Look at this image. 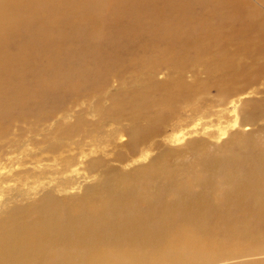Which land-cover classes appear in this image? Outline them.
Listing matches in <instances>:
<instances>
[{"label":"rangeland","instance_id":"rangeland-1","mask_svg":"<svg viewBox=\"0 0 264 264\" xmlns=\"http://www.w3.org/2000/svg\"><path fill=\"white\" fill-rule=\"evenodd\" d=\"M80 1L74 18L83 15L84 24H62L59 33L73 26L80 34L78 45L114 42L121 47L124 40L126 47L119 48L118 57L113 52L105 59L103 51L112 50L109 44L97 51L92 47V55H85L76 53L72 42L75 57L62 55L59 73L47 57L40 62L52 68L39 81L29 74L23 78L18 70L8 73L11 90L0 96V114L5 112L0 115V164L15 171L29 168L28 184L35 191L30 195L21 190L11 201H0V230L14 219L46 229V223L36 225L35 219L54 212L53 223L65 221L66 210L81 206H91L89 216L94 217L107 202L105 188L124 198L122 184L130 183L128 196L135 197L126 213L139 212L140 225L155 234L151 239L166 233L172 235L174 248L192 252L181 234L190 222L202 224L204 237L196 240V251L209 256L222 247L227 255L207 263L189 260L192 264H264V211L258 214L255 205L260 200L264 208V0H170L177 8L186 2V9L155 23L133 13L138 9L135 0H85L82 7ZM137 2L155 17L162 14L157 2ZM134 24L143 26L139 30ZM160 24H184L175 32L187 46L168 53L169 44L177 42ZM130 25L132 32L126 29ZM71 44L65 47L73 53ZM21 79L29 82L20 103L13 88L23 86ZM24 183L17 182L22 188ZM51 188H56L52 197L39 202ZM228 191L248 195L242 201L245 213L236 199L224 200L229 193L222 199ZM85 192L84 199L68 202ZM148 201L155 211L144 209ZM184 204L189 207L183 209ZM246 218L244 234L241 223ZM205 244L208 250L203 252Z\"/></svg>","mask_w":264,"mask_h":264},{"label":"bare ground","instance_id":"bare-ground-1","mask_svg":"<svg viewBox=\"0 0 264 264\" xmlns=\"http://www.w3.org/2000/svg\"><path fill=\"white\" fill-rule=\"evenodd\" d=\"M59 1L60 0H2L1 1L0 3V96L3 94H9L11 90V85L9 83L12 80L8 78L9 72L18 70V73H20L23 76V78H25L26 76L24 74H29L30 76L33 75L34 78L37 77V79H35V82H36V80L37 81L40 80L39 76L45 72L44 70H46L49 67L52 68V65L53 67L55 66L57 72L59 73L58 70H60V67L58 65L59 64L58 60H60L62 55L67 56L70 60H73L71 57H75L74 51L72 49V44L76 43L79 40L78 37L80 34L78 32L76 33L74 32L76 30L73 28V26H72L73 31L70 28L66 32L59 33V31L62 30V27H61L62 24H68V25L69 24L71 25L72 24H84L85 19L83 15H80V20L76 21L74 18V16L78 17V12H79V10L77 9L74 10L77 4V0H62L61 2ZM84 1L85 0H81L79 6L82 7ZM135 1L137 3L138 9L134 10L133 13L136 14V16L138 15V17L141 18L140 20H144L147 18L149 21H152L154 23L155 21H158V22L162 21L165 18H166L165 20H167L168 17H170L173 14H182V9L183 11L186 9V7L184 6L186 2L179 5V7L177 8L178 5L176 6L173 5L170 2V0H152L154 2L159 3L162 9V14L158 17H155L154 15L150 14L147 11L145 4L138 3L137 0ZM178 1L181 2V0H178ZM228 20L229 21L233 20L231 15L229 16ZM89 24H93V23H89ZM134 25L137 26V29L139 30L143 26V24H134ZM160 25H164L165 30L171 35L170 40L173 42H177V43L169 44L170 46H168L169 48L167 50L168 53L169 52L170 54L173 53L174 50L172 48H175L177 50L176 47L182 48L184 46H187L186 44L187 42L183 43L184 41L182 42L181 38H178V39L176 38L177 33L175 32V29L183 30L182 26H184V24H160ZM132 27L133 25L126 26V29L132 32ZM73 32H74V35L72 36ZM134 33L136 32L134 31L133 34ZM60 36H63V37H60ZM86 38H89V34L86 36ZM202 40L204 41L205 39L203 38ZM66 44H71L70 45L71 49L70 48L69 49L72 50L73 53L66 51L68 49L65 47ZM108 44L113 51L112 50L103 51L104 53L103 56L105 59L109 56H113V52H114V55L118 57V54H122V52L119 51V48L126 47L124 45L125 44L124 40H122L121 42V47L117 46L116 43L114 42H108L104 44L93 43V44L88 45L84 41L80 45L76 43L74 47L77 48V50H75L76 53L84 52L86 53L85 55H87V53H90V55H92L91 53L94 51V50L93 51L91 50L92 47H96L95 51H97V50H100L97 48L99 47L106 48ZM128 48L131 49V46H128ZM153 55L154 54H152V56ZM42 57H47L46 59L50 60L52 62V65H50V63L45 66L42 65L40 62L41 60H43ZM91 57L93 58V56ZM104 58L102 59L104 60ZM109 60L111 59L109 58ZM28 70L31 72L28 73ZM40 71H41V74H40ZM15 77H17V75ZM20 81L22 82V79ZM28 82L29 81H26V83L25 81L24 83L22 82L23 86H19V87L15 86L16 83H14L15 84L14 85L15 88H13V90H15L14 98H16L17 102L20 101L21 103L23 98L27 97L25 92H26V86L28 85ZM54 83L56 82H54L53 80V84ZM6 100H4L3 98L1 102L3 101V106L5 108H8V101ZM1 111L2 113L0 115H4L5 112L3 110ZM123 137H124L123 135L120 136V138H123ZM122 144H124V142H122L121 145ZM203 158H206V157H203ZM18 165H24V163L21 162ZM0 170H1L0 172V188H1L0 201L1 202L11 201L12 198H14L19 193H24V192H21V190L25 191V193L30 194V195L32 191H35V187H34L35 185L28 184V179H30L29 177L30 175L27 174L29 172V168L15 171L11 168V166L7 164H0ZM138 170H140L139 167H138ZM56 172H59V170H57ZM226 174H228V172H226ZM112 176L115 177V175H112ZM117 177H115V180ZM39 178L36 177V179H39ZM121 178L123 179V176H121ZM125 178L128 179L127 177ZM140 180L142 179L140 178ZM12 181H13V184H10ZM18 181L19 182L25 181L24 183L25 188H22L21 184L18 185L17 184ZM26 181H27V184H26ZM123 182H125V180ZM126 184L123 183L122 185H125L130 188H126L125 186L123 188L121 187L122 192H123L121 194H126L124 198L117 197V195L111 189L105 188L104 194H106L107 202L101 210L97 211V213L94 214V217L93 215L89 216L90 214L89 212H91L89 211V209L92 208L91 206L89 208L81 206V207H78L79 209L75 208L77 209V211L75 212H68L66 210L65 221H58L56 223H53V220H51L50 218L54 212L50 214V218L44 217V218L35 219L34 224L36 225L46 223L47 224L46 229L32 228L30 227V223L25 222L23 219H14L8 224L4 223L3 227L6 230L5 231L0 230V246L2 248L0 249V264H192L191 262H189V260L193 261V260L199 259L200 261H205L207 263L209 259L213 260L216 255H218L219 258L227 257V255L225 256L224 253L222 252L223 251L222 247H217L214 253L209 254V256L206 255L207 257L201 254L200 251L199 253L198 251H196L197 249V247L195 246L197 244L196 240L200 239L201 237H204V235H202L204 231L202 230V228H199L202 225L200 224L201 222L198 223L200 224V226L196 224L193 225L191 224L192 222H190L188 226L186 227L185 231L181 234L182 237H180L181 239L184 240V242L189 241L188 247H190L189 249L192 250V252H188L186 251V249H183L182 247H178V246L174 248L175 241L171 239L172 235L169 236L166 233L165 234L161 233L160 235L155 236L154 237L155 239H151L155 234H152L149 231V228H146L145 226L143 227L142 225H140V216L139 215L137 216L139 212L137 214L134 213V211L136 212L138 210H135V209L134 211L132 210L134 214L126 213L127 206H129V204L132 205L131 201L132 203L134 201L131 198L135 197L133 195L128 196L129 193L132 194V192L128 191V189H131V185L129 186L130 183L129 184L126 183ZM203 185H204V182H203ZM26 186L28 188H26ZM54 186L55 185H53V187ZM56 186H59V184H57ZM72 188L75 189L76 187H72ZM124 188H126V190ZM215 188L216 187H214L213 189L215 190ZM51 189L53 190L47 191V193L44 196H42L39 202L45 201L52 197L53 195L52 193H54V189L56 188H51ZM211 191L213 190L211 189ZM229 192L230 191L226 192L222 199L226 198V195ZM85 196H86V192L81 197L72 195L67 200L68 202H75L77 200L84 199ZM247 197L248 195L245 193H242V194L229 193L228 198L224 200H227L229 202L233 199H236L241 213H245L244 202L242 201H246ZM101 201L105 203L104 199ZM260 203H261L260 200H257L255 203V205H258V214L264 211V208L262 210L261 207L259 206ZM11 206L13 207V205ZM27 207L28 206L15 207V208L20 209V208H27ZM188 207H189L188 204H184L183 209H186ZM197 207H200L199 208L200 215L198 216L203 221L205 218L204 216L205 212L202 208L204 207H202L201 204L200 206H197ZM144 209L145 210L153 209L152 211H155L154 210L155 205L152 201H148ZM120 210L121 211L124 210V212L122 211L123 213L120 214ZM215 210H216V206H215L214 211ZM93 211L95 210L93 209ZM13 213H15V211ZM164 215L167 217L166 214ZM146 217L147 216H145V218ZM247 218L243 220L241 223L242 228H243L242 231H244V234H246L247 233L246 231H248V230H245V229H248ZM14 225H21L22 228L14 229L11 227ZM9 228L10 230H12L13 233L8 231ZM232 228L234 229V227ZM210 229L211 227H208L206 231L210 232ZM231 237L232 235H228L227 238L231 239ZM234 240L232 241V243L235 242ZM170 241H173V242H170ZM256 241L260 242L261 240L257 239ZM215 243H217L215 245L222 244L221 242H215ZM151 245H153L154 246L153 248L155 249L151 248ZM58 247L60 248L58 249ZM207 250H208L207 244H205V246L203 247V252ZM193 255L195 256L193 258H190ZM229 261L230 260H228V262Z\"/></svg>","mask_w":264,"mask_h":264}]
</instances>
